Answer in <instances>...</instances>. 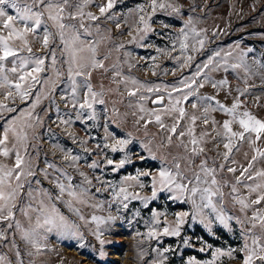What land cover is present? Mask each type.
<instances>
[{
    "label": "snow or ice",
    "instance_id": "6c2138e0",
    "mask_svg": "<svg viewBox=\"0 0 264 264\" xmlns=\"http://www.w3.org/2000/svg\"><path fill=\"white\" fill-rule=\"evenodd\" d=\"M94 3L95 0H0V95L3 96L0 114L17 111L6 101L14 103L19 99L30 102L27 109H21L19 115L7 120L0 131V222H6L9 230L18 232L37 255L47 247L45 241L50 234L77 238L81 241L80 247H84L80 225L64 214L61 210L64 207L84 224H95L94 230L90 231L101 246L100 256L106 255L102 246L107 242L103 239L104 230L101 226L114 223L118 217L92 215L89 220L82 214L81 206L103 207L101 201L90 203L93 199L91 190L95 187L92 180L81 171V182L73 183V177L66 170L48 163L47 168L41 171L45 179L51 176L54 192L50 191L37 178L28 150L36 147L31 141L38 138L36 129L42 125V120L35 109L42 100L54 101L55 93L63 86L61 99L69 102L66 107L70 106L74 111L75 121H97V106L105 104V90L103 84L99 90L94 88L93 74L96 71L111 72L115 88H109L108 92H117L122 96L126 93L128 107L133 109L131 115L135 118V124L144 128V135L148 136V126L155 124L164 133L157 149L162 151L175 146L182 151L176 155L158 156L153 151V141L148 140L141 145L148 156H140V160H159L156 171L137 169L134 175L123 176L118 182L98 176L97 181L104 187H96L95 193L111 191V203L117 205L118 211L129 210V205L138 201L143 209L151 212L144 221L147 230L136 233L141 242L154 240L159 245L164 237H175L179 241L177 248L180 244L185 248H194L196 242L182 235L190 222L203 225L210 235H215L214 224L229 232L234 231L233 221L239 225L241 246L214 248L199 238L200 247L197 251L209 254L208 258L201 260L190 256L184 264H224L225 259L239 260L240 264H264V208L259 207L264 204V166H257L264 165V119L257 118L244 107L240 96L248 92L247 88L237 89L239 95L230 106L221 103L216 96L200 94V89L206 83L214 89L228 85L226 78L214 80L212 73L232 72L238 78L243 74L246 79L253 74L252 65L264 71V60L253 58L252 64H249V53L254 50L240 49L237 44L228 50L220 48L212 51L202 63L193 64L195 54H204L209 37L207 30L199 28V21L190 15L171 40V51L179 52L173 57L179 68L194 67L195 71L182 77L179 86L173 85L169 90V86L164 85L162 93L160 85L141 82L131 75H125L119 63L106 66L105 61L109 57L100 50L105 37L96 22L101 18L115 20L116 14L112 10L118 0H103L97 4L98 14L85 11ZM135 11L138 14L135 32H129L131 39L128 43L140 46L154 31L151 21L157 13L170 17L184 14L183 6L175 0H145V4L138 5ZM161 23L163 27H169ZM116 26L119 28L120 24ZM215 35L217 33L213 32ZM34 43H39L43 52L34 51ZM118 48H124V44H119ZM157 51L163 54L166 50ZM152 59L154 61L155 57ZM134 66L128 64L129 68ZM121 86L124 93H120ZM149 100L155 107L145 106ZM188 103L193 110L191 115L185 107ZM200 109L202 112L198 116L195 113ZM112 111L118 114L117 109L113 108ZM213 112L224 113L228 118L219 123L211 116ZM64 115L68 118L60 115L57 106L58 126L70 127L74 123L72 112ZM165 117L171 118L172 123L166 124ZM185 120L188 123L182 126ZM198 120L202 121L205 128L212 125L215 136L208 131L197 133ZM108 127L106 123L103 138L106 142L102 147L113 154H120V158L116 160L106 155L104 160H93L88 167L99 169L102 165L110 166L112 173H118L133 163L129 152L135 138L131 133L117 137ZM68 135L76 141L73 133ZM209 138L219 141L217 149L221 144L223 147V151L218 150L215 157H209L206 152L205 145L209 143ZM79 143L85 144L87 141L80 140ZM244 145L248 149L243 153L246 166L233 159V154L240 152ZM100 147L97 145V148ZM81 158L72 155L71 150L65 151L64 160L70 166L75 167ZM8 159L13 161L11 165L3 162ZM48 169L59 175H52ZM76 170L79 171L78 168ZM225 171L234 176V182L218 179ZM237 172L239 175H236ZM145 178L148 183H145ZM240 186L247 194L241 192ZM225 187L230 188L228 196L234 206H239L243 219L227 211L223 191ZM145 188L150 189L151 195L143 194ZM162 196L168 202L188 205V209L172 213L174 219L169 220L167 208L161 211L149 207ZM249 210H253L251 216L247 215ZM17 214L26 219L27 226L17 219ZM140 216L141 209L137 208L133 212V220ZM0 240H7L4 231H0ZM12 243L18 264H23L19 248L14 240ZM177 248H152L157 258L151 264H167L168 254L177 251ZM32 254L29 252V255ZM0 264H12V261L5 254H0Z\"/></svg>",
    "mask_w": 264,
    "mask_h": 264
},
{
    "label": "rangeland",
    "instance_id": "374dc122",
    "mask_svg": "<svg viewBox=\"0 0 264 264\" xmlns=\"http://www.w3.org/2000/svg\"><path fill=\"white\" fill-rule=\"evenodd\" d=\"M103 0H95L94 4L89 5L85 11H91L98 14L97 4L102 3ZM176 3L183 6L184 14L179 17H170L163 13H157L152 21L151 26L154 29L148 37L142 42L143 46L136 43H128L131 39L129 32H135V20L137 17L136 9L138 5L145 4V0H118V3L112 10L116 14L115 20H107L101 18L98 23L100 25L101 34L105 37L101 45V52L108 55L109 59L105 61L106 66L113 63H119L125 75H131L141 82H148L152 85H160L161 92H164L163 86L176 85L179 86V80L184 76H189L194 67L179 68L177 61L173 57L179 55V52L171 51V40L175 33L182 27L184 20L188 17L194 16L198 21V27L207 30L209 37L208 43L205 45L204 54H195L196 58L193 64L202 63L212 51L223 48L228 50L230 47H235L239 44L240 49L246 50L252 48L254 51L249 53L248 62L252 64L253 58L257 60H264V0H175ZM150 11V9H149ZM167 24L169 27L162 26ZM117 23L120 27L117 28ZM213 32L217 35L213 36ZM123 43L124 48H118V45ZM178 48V45H177ZM157 49L166 50L163 54L159 53ZM33 50L36 52H43L39 43L33 44ZM127 54V55H126ZM153 57L155 60L153 61ZM127 61L128 63H125ZM135 65L132 68L128 64ZM253 74H250L246 79L243 74L238 78L234 73H224L223 71L212 73L214 80L227 79L228 85L223 88H212L211 84L206 83L200 89V94L205 96H216L221 103L228 106L239 95L237 89H248V92L240 96L244 107L251 111L257 118L264 119V71L259 70L256 65H252ZM111 72L103 73L96 71L93 74L92 83L94 88L100 89L103 84L105 90V104L97 106L99 118L93 122L75 121V113L70 108L69 102L61 99L63 94V86L55 93L54 101L51 99L42 100L41 104L35 109L42 120V125L36 129V140L31 141L36 145L35 148H29V153L32 160L33 170L36 172L37 178L41 180L42 186L54 192V186L51 181V176L48 179L44 178L42 169L47 168L48 163H54L57 167L64 169L73 177V183L79 184L81 177L79 172H84L95 187L92 188L91 194L93 199L90 203L97 201L103 202L102 208H92L88 206H81L82 214L90 220L92 215L104 216L112 215L118 217L114 223L109 225H102L104 230L103 239L107 242L102 246L105 256H100L101 246L95 236L92 235L90 229L95 228L94 223L84 224L77 216L71 213L67 208L62 207L61 210L70 220L75 221L80 225V231L84 236V247H80L81 241L77 238L58 237L55 234H50L47 241V247L41 251L40 254H35V250L24 240L21 239L20 234L14 229L9 230L6 222H0V231H4L7 235V240H0V254H5L12 264H18V259L15 255V248L13 247V240L15 245L19 248L23 264H151L152 260L156 259V254L152 252V248L173 247L177 248L179 243L178 238L164 237L162 242L158 245L156 241L144 240L137 237L136 233L145 232L146 226L144 221L147 220L151 212L148 209H143L138 201H133L129 205V210L120 209L118 211L117 205L111 203V191L95 193V188H103L104 185L99 183L96 177H102L104 180L118 182L121 177L132 174L134 175L137 169L142 171H152L153 173L159 167V160L147 158L140 160V156L147 157V151L141 147L143 143L152 140L153 151L158 156L162 155H176L177 152L182 151L175 146L158 150L161 137L164 135L155 124L148 126V136L144 135V128L138 127L135 124V118L131 115L133 109L128 107L129 100L126 93L122 96L117 92H108L109 88H115V84L111 80ZM120 93H124L123 86L120 87ZM155 98L154 96L152 97ZM3 96L0 95V100ZM134 102V101H133ZM11 107L17 109L16 112L9 113L7 111L0 114V131L6 121L14 116L19 115L21 109H27L30 102L17 99L14 103L6 101ZM165 103H167V96H165ZM57 106L60 110V115L65 119L68 117L64 115L67 112H72V119L74 123L68 127L60 125L57 121ZM147 108L155 107L151 100L146 105ZM185 107L189 115L192 114L190 103ZM118 110V114L114 113L112 109ZM202 109L196 111V115H200ZM127 114V115H125ZM219 123L228 117L221 112H213L211 114ZM166 124H171V118H164ZM113 121H115L113 123ZM108 124V130L116 134L117 137L126 136L131 133L135 138L132 145H130L129 155L133 163L126 165L118 173H112L111 167H104L99 169H91L88 165L93 160H104L105 156L118 160L120 154H113L103 149L102 145L105 136L104 125ZM187 120L182 122V126H186ZM95 125V126H94ZM197 133L208 131L212 136H215L212 125L207 128L204 127L202 121H197ZM73 133L76 141L68 135ZM80 140H86L87 143L81 144ZM175 143V141H174ZM219 141H212L209 138V143L205 145L207 155L215 157L216 152L223 151L222 144L220 148H216ZM97 145H101L97 148ZM71 150L72 155L82 157L75 165L70 166L64 160L65 151ZM248 151L247 146L244 145L241 151L233 154L238 164L245 165L247 161L243 153ZM203 158V157H201ZM4 163L12 164V160H4ZM199 163V159L196 161ZM235 166V165H231ZM258 167L264 165H257ZM79 169L77 171L76 169ZM52 173L51 169H48ZM52 175H59V173H52ZM236 175H239L237 172ZM218 179L228 182H234V176L226 171L218 176ZM145 178V183H148ZM241 192L244 194L246 190L240 186ZM225 193V206L227 211L233 216H239L241 219L244 215L239 211V206H234L231 202L228 193L229 187L223 189ZM144 195H151L150 189L145 188ZM255 199V196L252 197ZM111 204V206H109ZM150 208H155L163 211L168 210V219L173 220L172 213L181 210H187L188 205L168 202L163 196L153 202ZM259 207L264 208V204ZM141 209V216L133 220V212ZM253 210H249L247 215L251 216ZM17 219L22 224L27 226L26 219L17 214ZM233 232H229L218 224L213 225L215 235H210L203 225L190 222L185 226L182 233L183 236L190 238L191 241L196 242L194 248H185L182 244L177 248V251L168 254L167 264H184L185 260L190 256H195L197 259H207L209 254L197 251L200 247L199 238L212 244L214 248L239 247L242 240L239 235V225L232 222ZM143 251V256L141 255ZM32 252V255H29ZM224 264H240L239 260H227Z\"/></svg>",
    "mask_w": 264,
    "mask_h": 264
}]
</instances>
